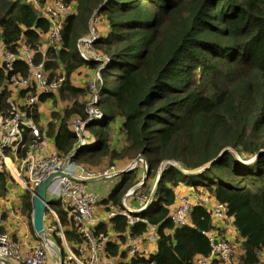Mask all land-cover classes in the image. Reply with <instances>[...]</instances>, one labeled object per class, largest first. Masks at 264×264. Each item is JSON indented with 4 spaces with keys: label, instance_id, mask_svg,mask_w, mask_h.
<instances>
[{
    "label": "trees",
    "instance_id": "1",
    "mask_svg": "<svg viewBox=\"0 0 264 264\" xmlns=\"http://www.w3.org/2000/svg\"><path fill=\"white\" fill-rule=\"evenodd\" d=\"M47 1L0 0V46L11 54L26 48L33 64L42 65L47 82L63 79L55 94H35L38 102L27 107L18 100L33 95V90L7 85L8 76L25 77L27 66L14 60L6 71L0 64V115L18 111L39 132L36 138L23 128L16 157L32 153L44 138L52 140L56 154L91 168L121 167L139 155L146 175L128 196L131 202L137 201L135 196L148 197L161 162L172 160L191 170L214 159L190 175L165 163L148 206L130 213L138 221L127 224L126 217L117 214L96 223L92 232L113 234L103 253L117 264H189L209 251L201 233L211 228L209 211L199 202L192 204L187 222L180 226L172 224L169 212L181 192L176 187H203L225 205L232 220L235 262L264 264V0H61L73 7L72 13L64 17L60 41L41 50L49 24L33 3L42 6ZM93 18L102 27L92 43L100 63L81 59L75 45L87 35ZM81 68L98 69L97 121L85 119V86L70 82ZM47 100L53 107L56 101L64 107L50 112L41 125L40 106ZM73 117L84 122L85 143L77 148L68 126ZM116 121L123 138L120 146L111 144ZM4 151L9 153L8 148ZM140 170L137 162L131 170L101 178L112 186L104 194L95 193L97 207L120 206ZM11 183L19 191L17 209L30 224V194L1 164L0 198L9 195ZM50 205L66 243L79 241L60 201ZM147 224L156 228L154 252L126 258L125 231L141 236Z\"/></svg>",
    "mask_w": 264,
    "mask_h": 264
},
{
    "label": "built area",
    "instance_id": "2",
    "mask_svg": "<svg viewBox=\"0 0 264 264\" xmlns=\"http://www.w3.org/2000/svg\"><path fill=\"white\" fill-rule=\"evenodd\" d=\"M33 6L49 24L43 42L45 48L57 44L61 39L64 17L72 13L73 7L64 6L61 0H48L42 6L33 3ZM96 24L97 21L94 18L91 19L87 35L79 38L75 45L81 59L100 63L102 57L92 47L96 37ZM31 55V52L24 47L11 54L0 46V64L6 71L11 70V63L14 60L23 62L28 68L25 77L14 74L7 78V85L12 90H33V95H26L22 100H18L19 104H24L27 107L38 102L35 94L47 96L55 94L63 81L62 77H57L55 80L47 82L42 65L33 64ZM99 82L100 76L96 69L92 71L84 85L87 90L86 120L97 121L101 118L97 109L96 96ZM83 124L84 122L78 117H73L68 124L76 137L75 148L85 143L82 134ZM23 128H27L32 136L38 138L39 132L35 124L20 112L14 111L7 117L0 115V165L7 168L19 188L29 192L32 204L30 224L24 217L15 216L16 221H14L12 229L9 232H0V264H117L116 258H108L103 253L104 243L111 239L113 234L98 232L94 235L92 227L98 222L106 223L110 217L117 214L125 216L127 224H132L138 221V218L130 213L138 212L137 209L141 206L132 208L135 211H130V206L125 203L126 198H121L120 206L108 203L105 208H98L96 194L88 191L85 183L89 179L111 178L118 172L131 170L136 163L129 162L121 167L109 164L101 168H91L71 162L68 155L60 156L55 152L43 155L28 153L23 158H17L15 153ZM6 148L9 149L8 154L4 151ZM15 161L20 163L21 169L14 168ZM138 162L142 169V161ZM164 165L165 163H162V167ZM42 183L45 184V187L43 197L39 200L35 190ZM188 189L187 193L177 196L169 212L170 221L174 226L185 224L188 220L190 206L199 202L209 211L211 224L210 229L201 232L209 243L208 253L205 256L194 257L189 264H213V262L237 264L233 258L234 250L231 245L233 239L224 236V229L232 225L225 205L214 200L213 195L206 192L203 187L190 186ZM135 199L144 201L147 198L135 196ZM52 200L60 201L63 208L67 210V215L79 235V241L72 245L64 240L62 227L55 210L50 205ZM39 201L42 206H40V211L36 210V215L37 219H40L44 238L40 237L32 222L33 208H37ZM232 230L235 231L234 227ZM124 236L123 246L126 258L137 254L145 255L149 253V246H155L156 228L155 225L147 224L146 230L141 236L129 235L127 231ZM55 237H58L60 241L57 242Z\"/></svg>",
    "mask_w": 264,
    "mask_h": 264
},
{
    "label": "crops",
    "instance_id": "3",
    "mask_svg": "<svg viewBox=\"0 0 264 264\" xmlns=\"http://www.w3.org/2000/svg\"><path fill=\"white\" fill-rule=\"evenodd\" d=\"M44 39L42 38L41 42H40V49L44 50L45 46L43 44ZM92 74V71L86 69V68H81L79 69L74 75L71 76L70 78V82L72 83V85L76 86L77 88H83L85 83L88 81V79L90 78ZM83 100L86 102L87 101V94L84 96ZM64 107V103H61L59 101H56L55 106L53 107L50 103L49 100H47L46 102H44L41 106H40V115H39V123L41 125H43L45 122H47L49 120V114L52 111L55 112H60ZM119 121L113 122L112 124V132H111V144L113 146H120L123 143V138L118 135L117 133V127L119 125ZM48 152H55L53 144H52V140L50 138H44V140L36 147V149H34V151L32 153H36L37 155H43L46 154ZM13 166L15 169L19 170L21 169L20 163L18 161H15V163H13ZM141 172V170H140ZM89 183V182H88ZM86 186H89L88 184H86ZM180 188V189H179ZM179 189L181 192L179 193H187L188 192V188L185 187H176L175 190ZM18 189L16 187L10 186V190H9V195L5 196L4 198H0V203L3 204L4 206V211H5V215H11L10 211H7V209L9 210V208H11L12 206L14 207V215L15 216H19L21 218H23V216L19 213L18 209H17V196H18ZM178 195V196H179ZM11 205V206H9ZM130 208H136L139 207V204H137L136 202H131L130 203ZM99 207V206H98ZM230 221H232L230 219ZM232 224V223H231ZM232 225H229V227L224 229V236L226 238H232L235 239L236 237V233L235 231L232 230ZM155 246H149L148 247V251L149 253L154 252ZM213 264H220L218 262H213Z\"/></svg>",
    "mask_w": 264,
    "mask_h": 264
},
{
    "label": "water",
    "instance_id": "4",
    "mask_svg": "<svg viewBox=\"0 0 264 264\" xmlns=\"http://www.w3.org/2000/svg\"><path fill=\"white\" fill-rule=\"evenodd\" d=\"M231 150V149H230ZM232 151V150H231ZM221 152V151H220ZM235 152L233 151V154ZM235 156H236V153H235ZM255 158L252 157L250 160H253ZM142 161V169H141V176H140V179L138 182H136L133 186H131L125 193H123L122 195V198L125 199L128 195H130L136 188H138L141 183L143 182L144 178H145V175H146V167H145V163H144V160L142 159V157H140L139 155L136 156L133 160L130 161L131 164L133 163H137L138 161ZM214 159L204 163L203 165H201L200 167H197V168H194V169H191V170H184L182 169L176 162L172 161V160H167V161H164V162H161L158 167H157V171H156V174H155V178H154V182H153V185H152V188L150 190V193L147 197V199L145 200V202L141 205V207L139 209H137V211H140L142 210L143 208H145L146 206H148V204L150 203L151 201V198L153 196V192H154V189L156 187V184L159 180V177H160V172H161V168H162V163H166V164H169L173 167H175L176 169H178L179 171H181L182 173L184 174H187V175H190V174H194V173H197L199 172L200 170H202L204 167H206L210 162H212ZM119 173V172H118ZM93 179H89L87 181H92ZM44 187H45V184L42 183L40 186H38L35 190V193L37 195V197L39 198V200L42 199L43 197V192H44ZM39 205L42 206V203L41 201H39ZM130 211H135V209H132V208H129ZM39 211H40V208H39ZM37 211L35 209V207L33 208V218H32V222L35 224L36 226V230H37V233L40 235L41 238H44L43 234H42V228H41V223H40V219H37V215H36ZM40 213V212H39Z\"/></svg>",
    "mask_w": 264,
    "mask_h": 264
},
{
    "label": "rangeland",
    "instance_id": "5",
    "mask_svg": "<svg viewBox=\"0 0 264 264\" xmlns=\"http://www.w3.org/2000/svg\"><path fill=\"white\" fill-rule=\"evenodd\" d=\"M101 26L100 24H96V28H95V32H100L101 31ZM106 165H103L102 167H104ZM140 176H141V172H140ZM140 179V177H139ZM139 181V180H138ZM137 181V182H138ZM149 183L150 181L147 180ZM89 186H87V188H89L90 190H93L92 192L94 193H102L104 194L105 192L108 191L109 187L112 186L111 184V181L109 180H102V179H99V180H96V181H92V182H89L87 183ZM11 185L14 187L15 184L11 183ZM122 198V196H121ZM120 198V199H121ZM130 198L131 197H126L125 199V203L127 206L130 205ZM146 200V199H145ZM145 200L143 202H145ZM137 202V201H136ZM11 206V205H9ZM14 207L12 206L11 208H9V210L7 209V211H10L11 212V215H5V211H4V206L2 203H0V228L3 229V231H7L9 232L11 229H12V226H13V223L14 221H16V217H15V213H14ZM263 260H264V257H263Z\"/></svg>",
    "mask_w": 264,
    "mask_h": 264
},
{
    "label": "bare ground",
    "instance_id": "6",
    "mask_svg": "<svg viewBox=\"0 0 264 264\" xmlns=\"http://www.w3.org/2000/svg\"><path fill=\"white\" fill-rule=\"evenodd\" d=\"M39 208H40V205L38 204L36 210H38Z\"/></svg>",
    "mask_w": 264,
    "mask_h": 264
}]
</instances>
